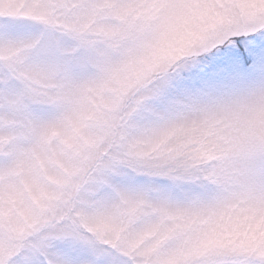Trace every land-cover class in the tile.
<instances>
[{
    "label": "snow or ice",
    "instance_id": "obj_1",
    "mask_svg": "<svg viewBox=\"0 0 264 264\" xmlns=\"http://www.w3.org/2000/svg\"><path fill=\"white\" fill-rule=\"evenodd\" d=\"M0 264H264V0H0Z\"/></svg>",
    "mask_w": 264,
    "mask_h": 264
}]
</instances>
